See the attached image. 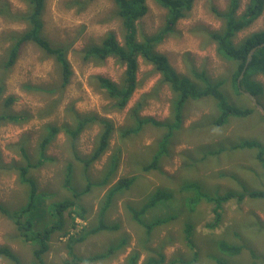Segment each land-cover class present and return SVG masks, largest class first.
<instances>
[{
    "label": "rangeland",
    "instance_id": "1",
    "mask_svg": "<svg viewBox=\"0 0 264 264\" xmlns=\"http://www.w3.org/2000/svg\"><path fill=\"white\" fill-rule=\"evenodd\" d=\"M239 2L240 15L249 1ZM147 3L148 13L138 22L139 38L155 35L166 23V10L155 0ZM229 3L230 0H195L192 10L178 20L173 32L156 50L168 57L180 75L194 82L197 80L191 75L193 67L205 71L210 80L224 81L222 91L228 102L246 107L253 102L234 92L231 72L236 64L217 53L210 37L224 27V21L214 10L225 11ZM6 6L11 14L28 11L24 0H0V8L6 9ZM43 19L45 36L54 44L69 47L73 73L70 83L61 89L54 60L31 43L22 49L7 74L0 69L4 98L13 95L12 111L28 116L23 122L0 124V203L16 211L28 202L29 189L19 184L18 172L14 170V166L26 164L20 148L25 147L32 162L37 163L39 145L49 131L47 126L60 127L45 151L49 160L32 170L39 192L48 196L41 199L36 217L40 223V218L46 219L47 205L66 199L85 207L87 213L85 219L79 217L81 211L76 207L64 213L65 230L53 234L50 249L44 255L45 262L63 264L71 259L70 251L86 259L123 243L112 256L81 264H129L135 251L139 254L136 264H147L150 257L158 258V252L166 257L163 264H169L170 260H176L175 264H217L205 254L208 247L210 255L224 264H264V198L252 200L247 196L242 202L235 199L224 202L216 226L213 225L216 206L209 199L232 192L243 193V186L248 191L264 190V168L256 158L258 149H230L237 136L257 138L264 149V121L260 117L263 113L259 110L245 118L231 116L223 125H215L220 114L217 102L205 97L184 104L178 125L174 92L162 83L154 67L142 59H139L138 88L129 103L119 108L103 89L101 79L120 85L126 66L113 57L96 60L86 56V50L100 45L109 33L115 34L120 44L124 42L125 29L113 0H46ZM25 28L22 21L0 16V63L5 61L10 45L4 42L6 37ZM262 30L264 12L248 29L236 34L235 43ZM259 79L264 84V79ZM25 85L44 90L28 92ZM262 102L264 108V95ZM2 105L0 102V113ZM73 112L94 114L114 125L108 150L88 167L73 158L71 140L62 129L66 124H73ZM138 118L148 122L139 127ZM100 132L98 123L81 133L77 141L80 156L90 158ZM157 155L155 167L144 171ZM69 164L73 165L69 181L72 188L81 192L88 183L93 185L79 197L73 196L65 185ZM123 177L135 178L134 183L116 195L105 216L106 223L118 224V229L87 235L85 240L72 243L70 249L72 237L78 238L86 229L97 226L106 194ZM158 190L173 193L172 199L165 205L161 201L143 215L145 222L167 220L148 236L129 207L140 208ZM188 226L192 228L194 244L202 248L199 263L192 262L195 256L186 243ZM222 242L242 250L232 254L220 251L218 246ZM3 246L11 248L24 264L34 260L32 246L18 239L14 223L0 213V247ZM0 264L10 263L0 258Z\"/></svg>",
    "mask_w": 264,
    "mask_h": 264
},
{
    "label": "trees",
    "instance_id": "2",
    "mask_svg": "<svg viewBox=\"0 0 264 264\" xmlns=\"http://www.w3.org/2000/svg\"><path fill=\"white\" fill-rule=\"evenodd\" d=\"M28 5V11L26 13L11 14L9 9L0 8V16L9 17L13 20L22 21L25 23L26 28L22 32H15L8 35L4 42L10 45L6 49V59L3 63H0L1 72L7 74V72L16 64L22 49L29 43L36 45L45 55L54 60L55 66L58 68L60 75V88L63 89L70 83L72 76V67L70 59L68 57L69 47L54 44L44 34V11L46 0H24ZM195 0H155V2L167 12L166 23L158 33L150 36H142L139 38L138 34V22L148 13L147 0H113L117 8V15L122 20V25L125 29L124 42L120 44L113 33H109L103 39L100 45H94L89 50H86V56L88 58L96 60H105L108 57H113L126 66V71L122 78L120 85L111 82L108 79L102 78L103 89L107 90L108 95L117 103L119 108H124L132 98L136 89L138 88V69L139 59L152 65L157 73L161 76V81L167 84L174 92L176 100L174 102L175 117L178 125L181 120V110L186 102L189 100H197L205 97H211L217 102V107L220 111L215 125H223L227 122L228 118L235 116L238 118H245L251 116L255 111L259 112V109L251 103L249 98L240 90H246L256 96L258 102L262 105V97L264 95V84L259 79H264V47L259 48L253 55L252 60L247 65V69L241 76L245 65L248 60L250 50L258 44L264 43V30L254 32L243 39L239 44L235 43V37L238 32L248 29L257 19L261 17L264 12V0H250L245 12L238 15V11L241 7L239 0H230L228 9L225 12L214 10L216 16L224 21V27L219 32H214L210 35L212 41L216 44L217 53L226 59L227 61L234 62L236 67L234 72H231L234 92L237 96H241L250 101V105L246 107H240L228 102L222 89L224 81L222 80H210L205 71L200 72L196 67L191 70V75L197 80L193 81L189 77L180 75L170 64L166 55L161 54L156 50L158 44H160L170 33L173 32L174 27L178 20L185 18L192 10ZM78 5L80 2H73ZM141 39V40H140ZM2 79V78H1ZM1 82V80H0ZM238 82V85H237ZM240 83V85H239ZM24 88L28 92H42L44 88L25 85ZM58 88V86L56 87ZM4 85L0 84V102L2 112L0 113V124L2 123H19L28 120V116L17 114L12 111L11 107L14 104L15 98L13 95L4 98L5 96ZM263 106V105H262ZM264 121V116H261ZM148 119L138 118L139 127L147 123ZM152 120V119H150ZM153 121V120H152ZM73 124H66L63 126V131L66 133L69 140L72 143L71 154L73 158L79 162H82L88 167L91 163L98 160L108 150L109 143L114 131V125L107 119L97 117L94 114H81L73 112ZM101 125V132L99 134L98 142L94 148L90 158L80 156L77 150V141L83 131L95 124ZM48 134L42 139L39 145L40 160L32 162V158L26 151L25 147H21L20 151L22 157L25 160V165L14 166V170H17L18 181L21 186L29 189L27 196L28 202L24 206H20L16 211H11L8 207L0 203V213L6 218L11 220L18 231V239L29 243L32 246L33 262L31 264H47L44 260V255L50 249V241L57 231H64V213L68 210L72 212L74 207L78 208L81 212L79 217L85 219V213L87 210L81 205H77L74 200L66 199L60 202L51 203L47 205L45 209L46 219L42 220L36 217L37 212L40 211V202L42 198H48L46 194L40 193L38 181L32 176V170L39 168L42 164L46 163L49 158L46 157L45 151L51 145L60 127L47 126ZM135 131H138L136 128ZM258 149L256 158L263 165L264 168V149L259 139L254 137H241L237 136V139H233L231 144V151L236 149ZM158 160V155L155 157L152 164L144 167V171H150L155 167ZM66 188L72 191L73 196H81L83 193L89 191L92 188V184L88 183L86 189L79 192L78 190L70 186V179L73 173V165L67 166L66 172ZM113 174V173H111ZM111 174H108L110 176ZM135 178H120V180L108 191L106 198L101 206L98 216L97 226L92 227L89 230H85V234L81 233L78 238H71L69 248L72 249V243L85 240L87 235H94L101 231H115L118 229V224H108L105 221L107 210L110 208L116 195L123 189H129L134 183ZM243 193H227L223 196H217L215 198L209 197L210 201L215 204L216 221L214 226L218 225L221 219V206L224 202L231 199L242 202L245 197L250 199L264 198V190L248 191L243 186ZM173 193H167L161 190L156 191L153 196L140 208L129 207L132 211L134 219L140 222L148 236H150L157 226L163 224L164 219H157L151 222L144 221L143 215L150 209L157 207L161 201H164V205L172 199ZM148 222V223H147ZM192 228L188 226L185 230V239L187 245L193 251L195 258L193 263L200 262L202 248L198 249L194 244L192 238ZM67 233V232H65ZM67 236V234H66ZM208 245V243H207ZM124 246L120 245L110 246L107 251L97 254L89 258H81L73 251H70L71 259L64 261L63 264H81L89 263L97 260H104L114 253L119 251ZM218 250L227 253H239L242 248L236 246H228L222 242L218 246ZM136 252V253H135ZM130 257L129 264H136L139 254L135 251ZM212 252L209 247L206 249L205 254L211 260H214L217 264H224L218 258L210 255ZM158 258L150 257L147 264H163L166 257L163 253H157ZM0 258H4L9 261L10 264H24L21 258L14 253L9 247H0ZM179 261V260H178ZM176 260H170L169 264H175ZM186 264H188L186 262ZM192 264V263H190ZM203 264V263H201Z\"/></svg>",
    "mask_w": 264,
    "mask_h": 264
},
{
    "label": "water",
    "instance_id": "3",
    "mask_svg": "<svg viewBox=\"0 0 264 264\" xmlns=\"http://www.w3.org/2000/svg\"><path fill=\"white\" fill-rule=\"evenodd\" d=\"M261 47H264V43H261V44H258L256 45L255 47H253L250 52H249V56H248V60H247V63L245 65V68L241 74V76L244 74V72L246 71L247 69V65L250 63V61L252 60V57L254 55V53ZM240 85V83H239ZM242 93H244L249 99L252 100L253 104L263 113V116H264V108L263 106L258 102L257 98L255 95H253L251 92L249 91H246V90H243L241 89L240 90Z\"/></svg>",
    "mask_w": 264,
    "mask_h": 264
},
{
    "label": "clouds",
    "instance_id": "4",
    "mask_svg": "<svg viewBox=\"0 0 264 264\" xmlns=\"http://www.w3.org/2000/svg\"><path fill=\"white\" fill-rule=\"evenodd\" d=\"M248 1H250V0H248ZM226 11V10H225ZM225 11H220V12H225ZM239 15V14H238ZM241 15V14H240Z\"/></svg>",
    "mask_w": 264,
    "mask_h": 264
},
{
    "label": "crops",
    "instance_id": "5",
    "mask_svg": "<svg viewBox=\"0 0 264 264\" xmlns=\"http://www.w3.org/2000/svg\"><path fill=\"white\" fill-rule=\"evenodd\" d=\"M245 9H246V7H245ZM244 12H245V10H244ZM243 14V13H242Z\"/></svg>",
    "mask_w": 264,
    "mask_h": 264
}]
</instances>
